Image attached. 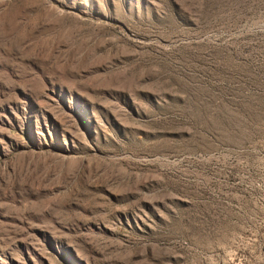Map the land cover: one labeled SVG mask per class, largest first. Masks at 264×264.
<instances>
[{
  "label": "rangeland",
  "instance_id": "1",
  "mask_svg": "<svg viewBox=\"0 0 264 264\" xmlns=\"http://www.w3.org/2000/svg\"><path fill=\"white\" fill-rule=\"evenodd\" d=\"M0 264H264V0H0Z\"/></svg>",
  "mask_w": 264,
  "mask_h": 264
}]
</instances>
